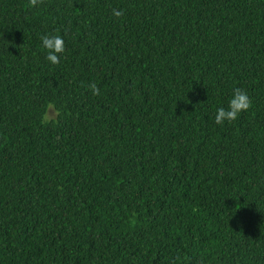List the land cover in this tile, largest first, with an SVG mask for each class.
<instances>
[{
	"label": "trees",
	"instance_id": "1",
	"mask_svg": "<svg viewBox=\"0 0 264 264\" xmlns=\"http://www.w3.org/2000/svg\"><path fill=\"white\" fill-rule=\"evenodd\" d=\"M0 264H264V0H0Z\"/></svg>",
	"mask_w": 264,
	"mask_h": 264
},
{
	"label": "clouds",
	"instance_id": "2",
	"mask_svg": "<svg viewBox=\"0 0 264 264\" xmlns=\"http://www.w3.org/2000/svg\"><path fill=\"white\" fill-rule=\"evenodd\" d=\"M43 3V0H29V7H36ZM112 15L119 19L124 15L123 10L112 9ZM41 42L47 51L46 59L53 65H58L60 56L65 52V42L60 35H44ZM89 88L93 95H99L100 89L95 83H91ZM252 107V101L248 93L242 88H235L232 98L229 100L228 108L217 109L215 123L223 126L225 122H232L238 119L241 113L247 112Z\"/></svg>",
	"mask_w": 264,
	"mask_h": 264
},
{
	"label": "rangeland",
	"instance_id": "3",
	"mask_svg": "<svg viewBox=\"0 0 264 264\" xmlns=\"http://www.w3.org/2000/svg\"><path fill=\"white\" fill-rule=\"evenodd\" d=\"M54 118H55V113L53 112V110H50L48 114V119H54Z\"/></svg>",
	"mask_w": 264,
	"mask_h": 264
}]
</instances>
